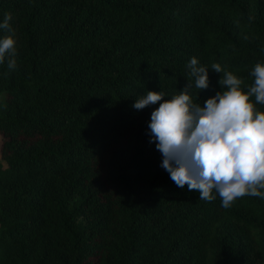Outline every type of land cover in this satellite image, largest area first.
I'll return each instance as SVG.
<instances>
[{
    "label": "trees",
    "instance_id": "1",
    "mask_svg": "<svg viewBox=\"0 0 264 264\" xmlns=\"http://www.w3.org/2000/svg\"><path fill=\"white\" fill-rule=\"evenodd\" d=\"M5 13L17 68L0 64V264H264V198L226 209L177 187L150 142L160 102L132 107L177 94L192 57L250 86L264 0H0ZM220 76L209 68L192 99Z\"/></svg>",
    "mask_w": 264,
    "mask_h": 264
},
{
    "label": "clouds",
    "instance_id": "2",
    "mask_svg": "<svg viewBox=\"0 0 264 264\" xmlns=\"http://www.w3.org/2000/svg\"><path fill=\"white\" fill-rule=\"evenodd\" d=\"M11 20L5 13L0 21V31L9 33L0 37V64L7 60L9 72L17 68ZM187 67L189 78L177 94L163 99L168 97L164 91L149 90L132 105L142 110L160 102L148 128L150 142L162 155L161 167L177 187L187 185L207 202L218 195L226 209L244 196L264 198V111L255 106L264 105V64L258 62L252 69L250 86L218 63L205 67L192 57ZM209 68L223 76L217 82L220 90L201 106L198 91L194 101L191 90L208 88Z\"/></svg>",
    "mask_w": 264,
    "mask_h": 264
},
{
    "label": "rangeland",
    "instance_id": "3",
    "mask_svg": "<svg viewBox=\"0 0 264 264\" xmlns=\"http://www.w3.org/2000/svg\"><path fill=\"white\" fill-rule=\"evenodd\" d=\"M0 135H1V133H0ZM1 164V163H0ZM99 166H100V164H99ZM105 187H106V185H105ZM97 256V255H96ZM96 256L94 255V256H92L93 258H96Z\"/></svg>",
    "mask_w": 264,
    "mask_h": 264
}]
</instances>
